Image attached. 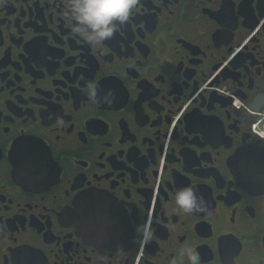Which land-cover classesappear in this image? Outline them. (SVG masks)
I'll use <instances>...</instances> for the list:
<instances>
[{
	"label": "flooded vegetation",
	"instance_id": "1",
	"mask_svg": "<svg viewBox=\"0 0 264 264\" xmlns=\"http://www.w3.org/2000/svg\"><path fill=\"white\" fill-rule=\"evenodd\" d=\"M68 2L0 0V264H264V0Z\"/></svg>",
	"mask_w": 264,
	"mask_h": 264
},
{
	"label": "clouds",
	"instance_id": "2",
	"mask_svg": "<svg viewBox=\"0 0 264 264\" xmlns=\"http://www.w3.org/2000/svg\"><path fill=\"white\" fill-rule=\"evenodd\" d=\"M137 0H69L64 15L71 22L73 33L79 35L90 44H99L111 37L117 22L123 25L129 20L136 7ZM90 94L95 93V86L88 85ZM175 202L184 211L203 210L193 189H180L175 194ZM144 240L151 237V222L146 221L138 229ZM191 264H198L199 255L191 253Z\"/></svg>",
	"mask_w": 264,
	"mask_h": 264
}]
</instances>
